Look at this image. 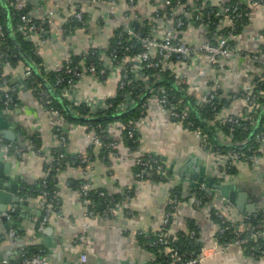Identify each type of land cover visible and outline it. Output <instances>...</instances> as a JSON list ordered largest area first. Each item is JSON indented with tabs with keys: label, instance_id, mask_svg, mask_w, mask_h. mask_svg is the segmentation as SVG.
Segmentation results:
<instances>
[{
	"label": "crops",
	"instance_id": "obj_1",
	"mask_svg": "<svg viewBox=\"0 0 264 264\" xmlns=\"http://www.w3.org/2000/svg\"><path fill=\"white\" fill-rule=\"evenodd\" d=\"M31 4L33 17L45 16V11L51 6L48 0H28ZM230 0H209L212 4H222ZM245 0H242V3ZM137 9L132 15L133 21L143 24L144 17L149 13L151 0H136ZM84 15L87 20L86 28H77L72 34L65 36L61 32L62 25L69 16L66 5L58 8L54 20L55 26L50 28L47 42H39V56L41 67L35 62L29 66L37 74L41 83L48 84L42 75L44 71L58 68L65 59L66 52L79 54L89 42L104 46L114 34L115 26L108 19L100 23L97 8L84 5ZM137 23V22H136ZM206 30H190L186 35L188 42H200L207 37ZM37 41V38H33ZM235 49L247 54H256L257 60L235 57L224 64L223 70L197 77L195 87L188 94L200 101L201 96L209 90L212 82L219 83L221 93L228 97V106L225 114L240 115L242 103L231 98L232 94L241 93L260 71V64L264 62V4L253 7L245 26L235 31L233 36ZM38 43V42H37ZM24 64L14 67H3L1 75L7 79L9 89L16 98L14 106L5 110L1 105L0 117L7 122L8 128L14 134V141L3 138L0 128V185L1 191L9 192L5 187L9 183H16L17 193L14 208L11 202H4L6 209L15 210V215H8L7 220H0V264L2 260L16 259L20 248L40 247L52 264H147L153 260V254L140 244L137 236L140 233L153 234L161 226L160 216L165 210L170 189L178 183L183 184L184 191L196 187L201 181L206 182L214 177V172L205 154L200 150L199 141L193 132L183 128L180 124L170 120L147 121L139 120L137 130L140 147L146 152L159 156L165 171L171 178L163 181H138L133 177L132 162L127 157V148L119 145L122 159L108 156L107 159L97 153L101 146L95 148V157L87 167V173L95 187L102 188L110 194H119L123 197L127 189L133 190L129 200H122L121 208L116 209L109 218L97 219L86 230V240L83 246H76L74 240L79 233L82 220V206L73 183L82 179L81 171L74 166L66 165L56 173V188L61 200L60 215H53L40 230L38 224L42 211L36 199L30 194L23 193L24 188L31 187L43 174L46 162V153L56 145L53 132V119L39 103L34 87L27 81L24 74ZM194 68L188 72L194 74ZM45 81V82H43ZM116 90L115 78L108 76L105 80L98 77H83L74 91V99L106 98ZM61 96L67 100L65 96ZM69 101V100H68ZM119 114V112H118ZM119 122V121H118ZM117 121L111 123V135L120 137ZM37 133L41 153L26 152L22 157H16L7 144L24 142L29 134ZM88 141L84 138L81 127L71 128L67 133L68 153L87 151ZM98 151V152H97ZM261 168L253 170L247 165H238L235 168L231 181H225L214 186L212 204L218 206L225 199L229 208V218L240 221L249 214L257 211L264 212V141L260 152ZM190 159L194 169L190 170L187 164ZM195 175L191 178L190 175ZM19 181L17 178H19ZM170 179V180H169ZM14 181V182H13ZM219 185H232L227 192H233V200L223 195ZM240 198V208L237 201ZM128 204V206L126 205ZM1 204V203H0ZM3 206V204H1ZM126 207L130 215L126 214ZM245 215V216H244ZM192 222L199 229L202 243L214 238L217 230L214 224L201 208L183 207L175 213L172 227L168 235L174 234L176 228H185L187 222ZM13 222V223H12ZM14 231L10 236L9 232ZM149 234V235H150ZM86 256L85 262L80 260V254ZM205 264H264V255H248L241 246L219 252Z\"/></svg>",
	"mask_w": 264,
	"mask_h": 264
},
{
	"label": "built area",
	"instance_id": "obj_2",
	"mask_svg": "<svg viewBox=\"0 0 264 264\" xmlns=\"http://www.w3.org/2000/svg\"><path fill=\"white\" fill-rule=\"evenodd\" d=\"M10 6L19 11V23L17 31L26 38H37V44L47 42L50 28L55 26L54 16L58 8L62 5L68 7L69 16L66 20L74 21L79 24L77 28H86L87 20L84 17V5H92L97 8L98 21H111L115 26L116 42L110 46V41L104 46L89 44L79 53L66 52L65 59L61 65L56 68L58 73L55 85H62V95L72 102L73 105L84 103L88 106L89 112L106 109L112 105L111 99L117 94L122 96V101L117 105L119 112L133 104L134 92H140L139 89L147 91L145 102L143 103L142 118L152 122L153 120H170L180 124L183 128L193 132L199 141L200 150L205 154L214 172V176L223 181H231L234 177V168L238 165H247L253 170L261 168L260 152L264 141V132H258L254 136L256 147H248L247 153L235 149L220 150L214 144L207 141L205 134L199 126L195 129H189L185 125H192L189 119V107L183 98L175 92L167 89L160 80L163 74H167L176 88L184 90L195 87L194 80L197 77H203L206 74L218 72L225 68L227 61L235 57H243L250 60H257L256 54H247L235 49L233 45V36L235 31L243 27L250 15L253 7L264 4V0H230L222 4H212L209 0H151L149 13L144 17L143 24L132 20V15L137 9L136 0H48L51 6L45 11L43 17H33L31 10L28 9V0H6ZM38 20V21H37ZM65 22V23H66ZM245 26V25H244ZM3 24L0 22V39L5 36ZM190 30H206L207 37L200 42H188L186 35ZM61 32L65 35V29L62 25ZM114 35V34H113ZM110 46V51L106 54L102 51L98 58L101 65L96 66L93 62L84 64V56L87 52L94 53L96 49L105 50ZM39 54V49L37 48ZM72 55H82L83 59L74 60ZM15 54L11 51H5L0 54L2 62L0 64V105L9 110L15 104L13 93L8 87L7 79L1 75L3 67L16 66L13 62ZM102 60L104 64L102 65ZM227 64V63H226ZM260 64V71L254 75L247 87L241 93L232 94L233 100L242 103V113L240 115L225 114V108L212 115L213 128L219 130L218 123L223 120L232 124H237L244 120L251 127L256 124L257 115L264 104V88L260 87L264 83V62ZM194 68V74L190 75L188 69ZM26 77L31 75V69L24 66ZM64 76H63V75ZM85 76H94L105 80L108 76L115 78L116 90L113 95L99 99H84L76 101L74 91L79 81ZM183 87V88H182ZM35 96L53 119V132L56 145L54 149L46 153V163L41 176V188L38 190L36 202L40 207L42 214L38 224V229H42L53 215H60L61 200L57 188L49 190L48 183L51 177V171L57 173L61 168V158L63 155L59 152V147L66 146L67 133L70 129L81 127L83 136L88 141V147H98L105 145L109 148L108 156L116 159H122L119 152L118 142L111 135L112 125L108 124L104 129L100 125L83 126L77 123L67 121L61 110L54 106L47 98L43 89L34 88ZM177 92V91H176ZM221 92L219 83L212 82L209 90L201 96L200 101L210 103L215 96ZM116 125V123H115ZM138 121H128L126 124L117 123L119 135L121 130H127V137L133 139L135 132L139 129ZM219 132V131H218ZM220 133V132H219ZM226 141L231 140V136L225 137ZM7 148L16 156L22 157L26 152L41 153L31 140L24 142L9 143ZM36 148V149H35ZM59 152V153H58ZM127 157L131 160L132 166L137 170L133 171V177L138 181H154V177L171 178L164 169V166L157 156H154L142 150L140 145L134 150L127 148ZM76 166L83 175L77 194L82 206V220L80 222V231L77 234L74 243L76 246H83L86 240V230L97 219H107L118 208L121 203L117 202L114 194L98 191L97 194L102 199V208L94 209L91 207L90 192L96 187L87 173V167L91 164L92 158L87 151L77 154ZM56 177V174H55ZM170 180V179H169ZM158 182V181H154ZM56 186V184H55ZM196 188L203 191L200 196L191 195L186 199H179L177 196H169L167 208L160 216L161 227L154 233L156 240L149 244H159L161 251L168 258L169 264H205L213 259L219 252L230 248V246H241L242 248L248 238L264 237V224L252 225H233V238L227 242L219 243L214 237L209 242L201 244L199 253L194 256H186L179 252L176 247L168 243V229L165 226L169 224L172 214L183 207L201 208L211 220L214 215L222 222H232L229 218V208L225 199H222L218 206L211 202L214 196V187L208 186L206 182H200ZM133 191L127 189L124 199L129 200ZM206 199H210L207 201ZM128 206V204L126 203ZM126 214L130 211L126 207ZM252 215V214H249ZM247 215L244 218L250 219ZM256 214H253L255 217ZM225 228V227H224ZM224 228L217 227L218 231ZM230 228V226H227ZM249 232V237L242 236L243 231ZM10 236L14 231L9 232ZM194 235V232H190ZM149 237L150 235H145ZM259 246H252L251 250L258 249ZM263 253V251H261ZM252 256L257 253H249ZM188 255V254H187ZM262 255V254H261ZM17 264H52L47 256L41 251L29 252L26 248H20L16 256ZM80 260L85 262L86 256L80 254ZM2 264H10L9 260H2Z\"/></svg>",
	"mask_w": 264,
	"mask_h": 264
},
{
	"label": "trees",
	"instance_id": "obj_3",
	"mask_svg": "<svg viewBox=\"0 0 264 264\" xmlns=\"http://www.w3.org/2000/svg\"><path fill=\"white\" fill-rule=\"evenodd\" d=\"M28 9L22 10V12H26L28 10H31L32 6L30 3H28ZM19 11L14 9L12 6L9 5V3L6 0L0 1V22L3 24L4 33L5 36L3 39H0V54L5 51H11L15 54V57L12 59L15 65L18 64H24L25 66H29V63L35 62L41 67V58L39 54L37 53L38 44L35 39H28L24 37L22 33L17 31V26L19 23V17H18ZM85 19L86 16L84 15ZM38 21V20H37ZM100 23H105V21H101ZM246 22H244L243 26ZM79 26V24L75 23L74 21H67L63 24V27L65 29V36H68L72 34V31L76 29V27ZM242 28V27H241ZM239 30V29H237ZM117 31L114 32V35L110 39V46L113 45L116 42V34ZM110 46L105 49H96V52L89 53L87 52L85 54L84 58V64H88L90 62H93L96 66L101 65V63L98 61L99 54L104 51L106 54L110 51ZM74 60H81L83 59L82 55H72L71 56ZM2 62V59L0 58V64ZM104 64V61L102 60V65ZM42 71V75L44 78H46L45 83H41V80L35 74L31 69V75L27 77L28 83L32 85V87L41 88L46 93L47 98L50 100V102L58 107L63 117L73 123H77L83 126L89 127V125H100L102 129H104L108 124H111L112 122L115 123V121L122 122L126 124L128 121H138L142 118L143 115V103L145 102V96L147 95V91H143L142 89H139L140 92L136 94L134 92L133 98L134 102L133 104L128 105L124 111L119 112L118 104L122 101V96L117 94L114 98L111 99L112 105L106 109L96 110L94 112H89V108L86 104L81 103L79 105H73L72 102H69L68 100L64 99L62 94V85H55L56 76L59 72L58 70H48L44 71L43 68H40ZM63 75V74H62ZM64 76V75H63ZM102 80V79H100ZM45 82V81H43ZM160 83H162L167 89H169L171 92H175L177 95L181 96L186 103V105L189 107V119L192 121V125L187 126L189 129H195V127L199 126L202 132L205 134L207 141L214 144L217 148L220 150H226V149H235L243 153H247L248 147H256L257 144L254 141V136L258 132H264V114L261 116V110L259 114L257 115V121L256 124L251 127L247 122L244 120H240L237 124H232L230 122H227L223 120L222 122L218 123L219 132L215 131L216 129L213 128V124L209 122V120L212 119V115L222 109V107L226 108L228 106V97L223 95L221 92L215 96V98L210 103H203L201 101H195L194 97L191 94H188L187 88L182 87L184 90H181L179 88H176L171 78L167 74H163L162 80H160ZM260 87L264 88V83H261L259 85ZM177 91V92H176ZM182 92H184L187 96V98L191 101L193 108L188 105L187 100L183 97ZM12 93V91H11ZM14 95V94H13ZM15 98V96H14ZM15 98V102H16ZM264 106V104H263ZM145 108V107H144ZM263 108V107H262ZM119 112V114H118ZM198 114H196V113ZM212 121V120H211ZM127 130L125 129L121 130L120 137L118 139H115L114 137H110L109 139H114L118 142V144L123 145L124 147L134 150L140 145V139L138 132H135L134 138L129 139L127 137ZM226 136H231V140L225 139ZM26 140H31L32 143L36 148H39V142L37 138V133H32L27 135ZM17 143V142H13ZM67 145V144H66ZM35 148V149H36ZM54 148L51 149V151ZM59 149V152L63 155L61 158V168L60 170L66 166L71 165L76 167L79 162L77 161V154L78 153H68L66 146H62L57 148ZM108 150L109 148L105 146L104 144L101 145L100 149H98V155L100 157H103L104 159L108 158ZM58 152V153H59ZM87 152L91 155L92 160L95 157V148L94 147H87ZM150 153L154 156H157L151 152ZM159 158V156H157ZM160 159V158H159ZM161 161V160H160ZM162 162V161H161ZM46 163V162H45ZM133 171L137 170V167L135 165L132 166ZM235 171V168H234ZM55 172L51 171V177H49V183L48 187L49 190L52 191L56 188L55 184L57 182V177H55ZM165 179V178H164ZM163 179V180H164ZM83 179L76 180L73 185L75 186V189H78V186L80 182ZM161 178L154 177V181H163ZM42 178H39L38 181L33 184L31 187H26L23 189V193L30 194L36 199V196L38 194V190H40ZM209 181L211 182L209 184ZM225 181L218 179L216 176L209 178V180H206V184L208 186L214 187L217 184H221ZM183 184L178 183L175 186H172L170 189L169 196H177L180 200L186 199L190 197L191 195H197L200 196L201 193H203L202 190L194 187L188 188L186 191H184V188L182 186ZM103 191L105 193H108L106 190L96 187L95 190H92L90 192V198H91V207L94 209H101L102 208V199L103 197H100L97 192ZM133 191V190H132ZM117 202L122 203L124 197L119 196V194H114ZM133 195V194H132ZM207 201H210V199H206ZM167 208V206H166ZM165 208V209H166ZM256 216L253 217L250 216V219L243 218L240 221H234L232 219V222H222L221 219L217 218L216 216H211V221L216 224L217 227L224 228L223 231L216 230L214 237L216 240L221 244L224 242H227L233 238V232L232 228L233 225H252L254 224H264V212L263 211H257ZM245 216V215H244ZM175 219V213L172 214L171 220L168 225L165 226V229H170L172 227L173 220ZM231 223V224H230ZM227 226H230V228H227ZM161 227V226H160ZM216 227V228H217ZM194 232V235H190V232ZM150 234V233H149ZM249 232L243 231L242 236L249 237ZM147 233H140L137 238L141 245H143L148 251H150L153 254V260L150 261L147 264H169L168 258L163 252L161 251V246L159 244H149V242L155 241L157 238L153 234H150L149 237H146ZM168 243L172 247H176L179 252L183 253L186 256H194L199 253V250L201 248L202 241H200L199 246H196L197 241L200 238L199 229L196 225H194L192 222H187L185 228H176L174 234L168 235ZM252 246H259L257 251L251 250ZM244 252L248 255L251 252H255L257 254L254 255H264V237L258 236L256 238H248V241L243 246ZM29 252H38L41 251L40 247H25ZM263 251V253L261 252ZM42 252V251H41ZM43 253V252H42ZM44 254V253H43ZM188 254V255H187ZM17 259H9L10 264H17Z\"/></svg>",
	"mask_w": 264,
	"mask_h": 264
},
{
	"label": "water",
	"instance_id": "obj_4",
	"mask_svg": "<svg viewBox=\"0 0 264 264\" xmlns=\"http://www.w3.org/2000/svg\"><path fill=\"white\" fill-rule=\"evenodd\" d=\"M134 25L136 26L137 23L135 22ZM182 95L187 100L188 105L193 108V105H192L191 101L187 98L186 94L184 92H182ZM0 113H1V108H0ZM263 114H264V106H263V108L261 110V116H263ZM0 128L2 129V135H3V138L1 139V142H4L5 140H8V141H14L15 140L13 132L8 128L7 122L4 121V119L2 117H0ZM187 164L190 166V170L194 169L192 167V165H191L190 159L188 160ZM190 177L194 179L195 175L191 174ZM19 179H20V177L17 178L18 181H19ZM210 183L211 182L209 181V184ZM7 185H8V187H5V190L7 188V190L9 191L8 193L5 192V191H1L0 190V203L3 204V206L0 204V220H2V221L7 220V216L8 215L11 216V215H15L17 213L15 210H11L13 207L10 208V209H6V206L4 205V202H11L12 205L14 206V208H17L16 197H15V195L17 193V188H16L17 184L16 183L15 184L14 183H9ZM217 187L223 193V195H225L226 197H229L230 201H234L233 200V192H232L231 195H229V193L227 192L228 190H230L233 187L232 185H219ZM1 188L2 187L0 185V189ZM240 203H241V200L239 198L238 201H237V204H236L238 208H240ZM200 241L201 240L197 241L196 246H199ZM120 264H127V263L126 262H122Z\"/></svg>",
	"mask_w": 264,
	"mask_h": 264
}]
</instances>
